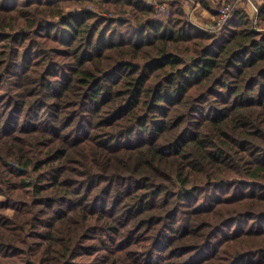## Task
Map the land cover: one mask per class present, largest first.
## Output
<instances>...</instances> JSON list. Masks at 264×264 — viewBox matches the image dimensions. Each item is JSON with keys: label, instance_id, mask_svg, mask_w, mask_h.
Returning <instances> with one entry per match:
<instances>
[{"label": "trees", "instance_id": "trees-1", "mask_svg": "<svg viewBox=\"0 0 264 264\" xmlns=\"http://www.w3.org/2000/svg\"><path fill=\"white\" fill-rule=\"evenodd\" d=\"M172 7L0 0V264H264V7Z\"/></svg>", "mask_w": 264, "mask_h": 264}, {"label": "rangeland", "instance_id": "rangeland-1", "mask_svg": "<svg viewBox=\"0 0 264 264\" xmlns=\"http://www.w3.org/2000/svg\"><path fill=\"white\" fill-rule=\"evenodd\" d=\"M149 4H152L154 6V9L156 10V13L158 15H169L172 11V2L173 0H146ZM210 5L209 7H205L203 4L198 3L196 1L192 0H183V5L186 14L189 16L190 20L194 22L199 27L203 28L208 25H211L215 19L217 18V11L223 4L233 2L234 5L237 4V0H209ZM256 1V0H255ZM257 2V1H256ZM239 6H243L244 9H246L250 14H254V10L251 4H249L245 0H241L240 3H238ZM163 5L166 6V8H169L170 12H162ZM254 22L257 24L254 16ZM2 197L0 196V200Z\"/></svg>", "mask_w": 264, "mask_h": 264}, {"label": "built area", "instance_id": "built-area-1", "mask_svg": "<svg viewBox=\"0 0 264 264\" xmlns=\"http://www.w3.org/2000/svg\"><path fill=\"white\" fill-rule=\"evenodd\" d=\"M237 1H238L237 3H240L241 0H237ZM245 1H247L249 4L252 5L253 10H254L253 16H255L256 22H258V18H259L260 12H261V8L264 7V0H260L258 3L255 0H245ZM233 7H234L233 2L223 4L221 6V8H219V10L217 11L218 14H217V18L215 19V21L211 25L203 27V29H206V30L221 29L227 23V21L230 19ZM162 12L163 13L170 12V10H169V8H166L165 5H163Z\"/></svg>", "mask_w": 264, "mask_h": 264}]
</instances>
